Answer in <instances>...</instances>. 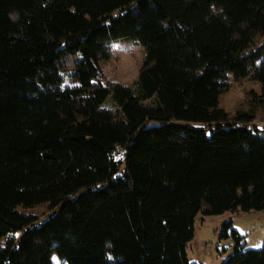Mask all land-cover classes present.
<instances>
[{
  "label": "trees",
  "instance_id": "16d2710c",
  "mask_svg": "<svg viewBox=\"0 0 264 264\" xmlns=\"http://www.w3.org/2000/svg\"><path fill=\"white\" fill-rule=\"evenodd\" d=\"M116 40L144 50L130 84L103 73ZM230 78L259 84L233 115ZM256 119L264 0H0V264H199L197 214L264 209Z\"/></svg>",
  "mask_w": 264,
  "mask_h": 264
},
{
  "label": "rangeland",
  "instance_id": "374dc122",
  "mask_svg": "<svg viewBox=\"0 0 264 264\" xmlns=\"http://www.w3.org/2000/svg\"><path fill=\"white\" fill-rule=\"evenodd\" d=\"M112 47L117 51L111 60L103 64L104 76L109 80L115 79L123 84H130L136 78L144 50L135 45L132 40L113 41ZM249 90L257 92L259 84L246 78L239 81L230 78V86L220 95L219 105L233 115L246 103L245 98L248 97ZM257 125L264 126V120L257 121ZM34 212L41 214L45 210L39 207ZM45 215L46 213L40 219ZM228 219H231L232 226L240 234H244L245 248L257 249L262 246L264 243V209L214 215L199 213L193 222V236L186 246V255L190 261L199 264H220L232 252L231 239L218 237L221 223Z\"/></svg>",
  "mask_w": 264,
  "mask_h": 264
}]
</instances>
